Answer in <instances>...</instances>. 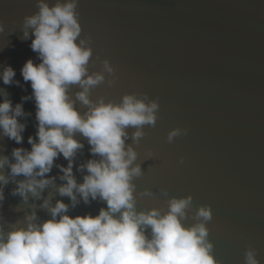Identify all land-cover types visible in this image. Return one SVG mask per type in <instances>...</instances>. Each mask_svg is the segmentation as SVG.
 <instances>
[{
  "label": "water",
  "instance_id": "water-1",
  "mask_svg": "<svg viewBox=\"0 0 264 264\" xmlns=\"http://www.w3.org/2000/svg\"><path fill=\"white\" fill-rule=\"evenodd\" d=\"M46 2L52 6L56 0ZM36 3L0 0L5 29L0 33V74L11 66L14 81L20 82L17 86L0 81V102L6 96L13 107L32 92L21 68L29 59L40 62L22 31L23 18L38 11ZM77 11L82 37L92 40L89 74L105 76L91 89L90 100L118 104L124 95L135 93L160 104L156 125L144 126L139 144L126 140L138 153L136 163L143 172L133 181L137 193L147 189L154 194L151 199L138 196V210L163 207L167 199L191 195L193 210L203 205L212 208L213 220L207 227L216 260L244 264L251 246L259 264H264V0H79ZM104 59L115 69L112 75L104 71ZM79 91L78 85L70 87L73 100ZM75 107L81 115L88 110L79 101ZM23 110L30 115L18 118L26 124L22 144L0 132V158L6 156L13 163L12 150L30 151L28 138L37 131L34 99L23 102ZM175 128L188 133L169 144L167 135ZM134 131L127 129L129 137ZM75 139L84 144L73 168L77 183H82L87 173L77 167L98 157L90 155L81 134ZM149 151L154 155L149 157ZM67 163L62 155L55 160L65 167ZM0 173L9 178L0 208L5 231L23 226L25 215L33 211L39 221L50 219L48 210L40 207L46 198L52 206L57 200L70 203L57 192L65 182L55 166L48 174L56 177L54 186L46 188L40 199L29 194L27 202L11 194L16 181L24 177L13 180L7 164ZM102 207L106 204L99 199L87 205L80 200L67 214L96 216Z\"/></svg>",
  "mask_w": 264,
  "mask_h": 264
},
{
  "label": "clouds",
  "instance_id": "clouds-1",
  "mask_svg": "<svg viewBox=\"0 0 264 264\" xmlns=\"http://www.w3.org/2000/svg\"><path fill=\"white\" fill-rule=\"evenodd\" d=\"M79 0H56L52 6L46 0H37V12L23 18V39H31L30 48L37 54L39 63L32 59L25 62L21 75L30 82V96L21 98L14 107L6 96L0 102V132L22 144L26 124L18 118L30 115L23 110V102L35 101L36 134L29 136L31 150L14 148L10 162L0 158V169L7 164L10 176L16 181L13 196L24 202L31 197L40 199L41 193L54 186L56 177H51L53 167L63 175L65 183L57 189L61 197L70 203L57 200L52 206L44 199L40 207L47 209L50 219L39 221L33 211L24 217L23 226H12L5 231L0 224V264H221L216 260L214 245L209 240L208 222L213 220L209 205L193 210V197L170 198L163 207L138 210V196L153 198L152 191L137 193L133 182L143 175L141 165L136 163L138 153L126 145L131 138L139 144L145 136L144 126L154 127L160 109L158 99H149L146 94H127L120 103H98L90 100L91 89L104 82L105 76L96 72L89 74V61L93 56L91 37H82L79 23ZM0 21V33L4 32ZM30 30V31H29ZM109 75L115 71L108 59L102 61ZM16 73L6 66L0 74L5 85L14 81ZM113 81H109V85ZM78 85L81 91L75 100L69 95L71 86ZM87 106L81 115L75 103ZM135 131L129 137L128 128ZM79 133L86 140L92 157L77 167L85 172L83 182L77 183L73 174L77 152L84 144L75 139ZM188 129L175 128L167 135V142L187 135ZM67 166L55 164L60 156ZM154 153L149 151L148 156ZM183 157L179 163L183 164ZM9 178L0 173V208L3 206L4 187ZM161 194L168 197L166 189ZM79 196V200L78 197ZM101 200L106 207L92 216L70 217L69 208ZM191 219L192 224H187ZM257 250L248 247L244 264H259Z\"/></svg>",
  "mask_w": 264,
  "mask_h": 264
}]
</instances>
